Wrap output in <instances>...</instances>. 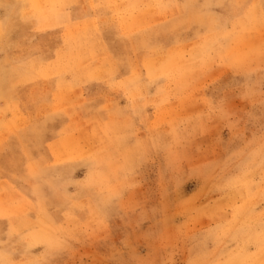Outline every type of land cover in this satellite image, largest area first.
Here are the masks:
<instances>
[{"label":"rangeland","instance_id":"rangeland-1","mask_svg":"<svg viewBox=\"0 0 264 264\" xmlns=\"http://www.w3.org/2000/svg\"><path fill=\"white\" fill-rule=\"evenodd\" d=\"M70 1L0 7V264H264V22L227 67L196 45L142 55L170 78L135 103L141 85H124L130 100L99 77L100 33L161 8L92 0L98 20L68 25ZM34 4L57 20L31 22ZM242 13L264 18V0H201L181 29L136 39L134 59Z\"/></svg>","mask_w":264,"mask_h":264},{"label":"crops","instance_id":"crops-1","mask_svg":"<svg viewBox=\"0 0 264 264\" xmlns=\"http://www.w3.org/2000/svg\"><path fill=\"white\" fill-rule=\"evenodd\" d=\"M9 1L10 0H0V7H2V9L6 6L11 7ZM199 1L201 0H154V5L161 8V11H157V15L150 19L154 25L141 26L136 29L133 27L128 32L119 31L115 26L102 29L100 33V46L98 48L100 53L104 55V61L101 63L98 73L99 77L101 79L113 80L114 83L112 84L123 87L120 91L129 99L133 95L132 90L124 88V85H141L142 88L146 90V94L143 97L141 95L136 96L134 93V102L138 103L137 101H148L154 98L156 96V87H158V83H166L170 78L169 73L166 74L164 72L163 74H156L154 72V65H150L142 60V55L144 54L184 51L187 47L196 45L203 49L204 52L210 53L215 49L214 51L216 52L225 53L226 57L224 56V62L226 63L225 67H227L231 62L229 54L233 53L236 47L237 41L235 39L238 37L245 38L248 32L252 31L251 23H263L264 18H261V13H256V16L242 13L243 15L233 18L229 21L228 25L222 28L210 27L205 33L189 41L165 43L164 45L142 50L139 53L140 61L138 62L137 60L139 59H134V46L135 43H137L135 42L137 41L136 39H148L157 36L159 33L165 35L171 31L172 28L178 26V22L180 26L183 21H186V19H180V17H182L181 15L185 14L187 10L194 11ZM28 8H31L27 11V16L31 19V22L57 20L55 14H50L49 16L44 15L37 4L29 6ZM178 19L179 21H177ZM62 20L66 21L68 25H71L76 22L96 21L98 17L92 7V0H73L68 2ZM198 20L199 18L195 17V21L197 22ZM9 21L10 19L5 17L3 19L0 18V33L4 39L12 37L10 31H8L10 30ZM149 34L152 36H149ZM106 36H108V38H106ZM136 36L138 37L136 38ZM219 38H225V40L220 43L218 40ZM208 48L213 49L210 51ZM144 111H147V109ZM186 128L187 127L183 128L182 126V129ZM157 130L158 134H167L166 126L159 125ZM186 131H188V129H186Z\"/></svg>","mask_w":264,"mask_h":264}]
</instances>
